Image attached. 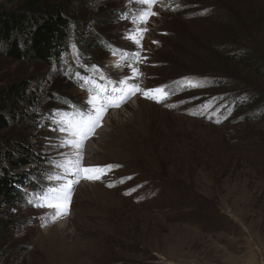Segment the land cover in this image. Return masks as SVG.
I'll return each mask as SVG.
<instances>
[{
    "label": "rangeland",
    "instance_id": "rangeland-1",
    "mask_svg": "<svg viewBox=\"0 0 264 264\" xmlns=\"http://www.w3.org/2000/svg\"><path fill=\"white\" fill-rule=\"evenodd\" d=\"M160 1L151 6L157 15L141 24V17L127 15L135 6L129 0H78L83 10L78 37L91 54L84 62L146 87L206 67L238 73L235 81L242 87L228 86L227 92L251 89L248 80L261 86L253 71L227 59L233 52L220 41L230 27L236 42L249 38L264 51V0H176L191 4L183 11L187 15L168 13L157 7ZM140 6V11L146 7ZM224 20L237 25H220ZM130 33L139 44L127 38ZM138 48L147 59L135 65L140 75L131 80L130 63L114 51ZM65 59L54 63L56 73L50 65L14 61L0 52V86L34 78L30 85L44 108L41 120L12 123L0 132V145L11 150L27 144L36 157L33 165L10 175L30 169L32 182L41 180L42 186L55 181L56 165L74 159L77 151L82 168L98 167L103 175L79 181L66 213L41 206L47 202L34 190L25 189L28 204L7 206L0 198V264H264V119L245 120L246 111L233 124H211L139 94L106 112L100 131L79 150L63 146L64 110L50 99L51 91L61 86L62 95L92 111L91 94L60 72L72 71ZM225 90L212 86L202 92ZM125 176L131 179L121 185ZM135 186L136 192L124 195L123 188Z\"/></svg>",
    "mask_w": 264,
    "mask_h": 264
},
{
    "label": "trees",
    "instance_id": "trees-1",
    "mask_svg": "<svg viewBox=\"0 0 264 264\" xmlns=\"http://www.w3.org/2000/svg\"><path fill=\"white\" fill-rule=\"evenodd\" d=\"M11 2H16L18 5L7 7L6 4ZM180 4H182L184 11L191 9V4ZM120 11L118 10V13ZM168 13L187 15L183 11ZM109 14L110 12L105 9L104 16ZM81 15H83V10L78 7V0H0V52L14 61L28 60L50 65L56 73L59 72L54 63L59 60L62 54H68L73 59L70 60V68L73 67L72 71L67 74L65 73L67 70L63 69L60 72L65 75V79L76 81L80 86L79 75L86 74L87 71L86 68L76 63L73 58L74 53L83 63H87L84 62L86 57H91L87 45L84 44L85 41L78 37L80 33L76 21L80 19ZM188 15L193 16L194 14L189 13ZM232 23L237 25L234 20H224L220 25L231 26ZM229 28L220 41L221 44H224L222 46L228 49V52H233L226 55L227 59L253 71L255 76L263 82L261 86L248 80L251 82V89L227 92L225 89L228 86L231 88L242 87L235 81L238 73L232 74L226 69L206 67L201 69L200 73L194 72L195 74L183 75L200 77L207 82V86L188 91L187 94L198 93L189 98L181 99L180 97V99L189 100L201 97L202 99L198 101L201 102L206 95L228 97L231 104L215 100L216 109L220 108L218 118L221 125L235 123L234 121L246 111L249 114L244 116L245 120L264 119V51L258 50L255 40L249 38L243 39L249 43V46H245L243 40H240L241 43L236 42L237 39L233 38V32ZM214 43L217 45L218 41ZM118 51L115 49L114 52L118 54ZM183 76L167 82L172 81L176 86L178 80ZM32 80L34 78L19 79L0 86V132L5 131L12 123L22 126L43 118L44 108L38 107V96L30 85ZM60 81L63 83V80ZM212 86L223 89L226 93L202 92V90H208ZM60 87H55L49 97L54 103L60 104V108H65L72 102L60 93ZM236 99H238L237 103H235ZM209 123L213 124L214 122L209 121ZM34 129L35 126L29 130ZM26 143L28 142L26 141ZM35 159V155L27 147V144L17 145L11 150L0 145V198L7 206L16 205L19 202L25 204L27 201L25 189L39 192L41 180L38 183L32 182L29 177L30 169L21 171L17 176L10 175V170L31 167ZM23 196H25V200Z\"/></svg>",
    "mask_w": 264,
    "mask_h": 264
},
{
    "label": "snow or ice",
    "instance_id": "snow-or-ice-1",
    "mask_svg": "<svg viewBox=\"0 0 264 264\" xmlns=\"http://www.w3.org/2000/svg\"><path fill=\"white\" fill-rule=\"evenodd\" d=\"M157 0H140V3L144 4L146 7L143 12L139 15L141 16V24H146L148 19L151 16L157 15L156 12L152 11L153 5ZM143 31H147V29H143ZM132 40L134 43L139 44L140 41L133 34H129L127 37ZM155 43V42H154ZM132 60V63L127 66L131 68L133 75L129 78L131 80H135L140 75L137 67L135 66L138 63V53L129 54ZM127 80L120 81L119 83L127 84ZM189 85H192V81H188ZM195 86V85H193ZM166 86H161L159 89L153 90H144L143 94L145 96H152V98H157L154 93H161L162 97H166L167 93L164 91ZM133 90L141 91L138 86L133 85L132 88L122 89L113 87L109 88H101L95 95L90 96L88 104L91 106V113L82 112L78 117L69 118L68 120L62 121L61 126L59 127V131L61 132H71L73 137L76 139H65L63 146L75 147L76 149H80L82 147L83 142L94 133L96 127L100 126L102 122L103 115L107 112L108 108L112 106L118 107L120 103L130 94ZM82 155L77 151L75 154V158L67 157L63 163L56 165L57 169H63V172L60 173L58 171L57 175L54 177L55 181L66 180L67 182L64 184H56L54 183L45 193H43V199L47 201L46 204L41 206H46L48 208L57 210V214H59V210L63 209L66 213L67 206L62 202L63 199L68 195L71 191L75 178L79 177L81 173L85 175L87 179H100L103 175V170L98 167H89L82 168ZM108 168L113 167L112 165H108ZM50 180L53 177H49ZM56 217L54 216L53 219Z\"/></svg>",
    "mask_w": 264,
    "mask_h": 264
},
{
    "label": "bare ground",
    "instance_id": "bare-ground-1",
    "mask_svg": "<svg viewBox=\"0 0 264 264\" xmlns=\"http://www.w3.org/2000/svg\"><path fill=\"white\" fill-rule=\"evenodd\" d=\"M90 143H91V142H90ZM91 145H92V144H91ZM96 164H99V163H96ZM89 165H92V163L88 164V166H89Z\"/></svg>",
    "mask_w": 264,
    "mask_h": 264
}]
</instances>
